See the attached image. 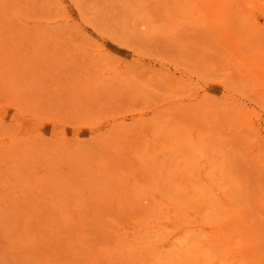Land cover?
<instances>
[{
  "label": "rangeland",
  "instance_id": "rangeland-1",
  "mask_svg": "<svg viewBox=\"0 0 264 264\" xmlns=\"http://www.w3.org/2000/svg\"><path fill=\"white\" fill-rule=\"evenodd\" d=\"M0 264H264V0H0Z\"/></svg>",
  "mask_w": 264,
  "mask_h": 264
},
{
  "label": "bare ground",
  "instance_id": "bare-ground-1",
  "mask_svg": "<svg viewBox=\"0 0 264 264\" xmlns=\"http://www.w3.org/2000/svg\"><path fill=\"white\" fill-rule=\"evenodd\" d=\"M250 1V0H249ZM210 4V3H209ZM238 6H239V4H238ZM229 24V23H228ZM30 35V34H29ZM38 53V52H37ZM45 56V55H44ZM251 62V61H250ZM249 63V62H248ZM246 64V63H245ZM246 76V75H245ZM12 79V78H11ZM235 80V79H234ZM254 80V79H253ZM36 83V82H35ZM247 83V82H246ZM96 84V83H95ZM10 87V86H9ZM94 87V86H93ZM81 89V88H80ZM14 89H12V91H13ZM20 90V89H19ZM220 112V111H219ZM206 134V133H205ZM211 134V133H210ZM212 136H213V134H212ZM207 137V136H206ZM209 137V136H208ZM36 139V138H35ZM59 143V142H58ZM94 144H96V143H94ZM11 145V144H10ZM29 147V146H28ZM71 147V146H70ZM82 147V146H81ZM213 150V149H212ZM116 151V150H115ZM45 152V151H44ZM197 152V151H196ZM14 154V153H13ZM44 154V153H43ZM46 155V154H45ZM86 157V156H85ZM104 163V162H103ZM38 165V164H37ZM46 166V165H45ZM73 166V165H72ZM216 166V165H215ZM98 170V169H97ZM44 173V172H43ZM225 176H226V174H225ZM39 177V176H38ZM121 179V178H120ZM10 183V182H9ZM42 183V182H41ZM66 184V183H65ZM235 184V183H234ZM34 185V184H33ZM239 185V184H238ZM123 186V185H122ZM236 188V187H235ZM101 192V191H100ZM144 192V191H143ZM229 194V193H228ZM53 196V195H52ZM121 196V195H120ZM106 200V199H105ZM6 205V204H5ZM77 205V204H76ZM69 208V207H68ZM61 210V209H60ZM20 216V215H19ZM29 219V218H28ZM34 225V224H33ZM231 230V229H230ZM65 236V235H64ZM69 237H70V235H69ZM184 240H185V238H184ZM72 242V241H71ZM185 242V241H184ZM60 243V242H59ZM73 245V244H72ZM76 248V247H75ZM154 249V248H153ZM192 250V249H191ZM189 251V250H188ZM156 253V252H155ZM186 255V254H185Z\"/></svg>",
  "mask_w": 264,
  "mask_h": 264
}]
</instances>
